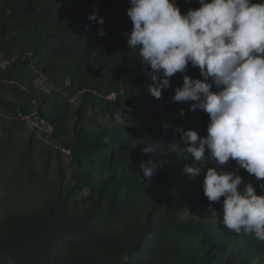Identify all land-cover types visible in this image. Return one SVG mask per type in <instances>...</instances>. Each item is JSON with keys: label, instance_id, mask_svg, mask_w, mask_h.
Masks as SVG:
<instances>
[{"label": "trees", "instance_id": "trees-1", "mask_svg": "<svg viewBox=\"0 0 264 264\" xmlns=\"http://www.w3.org/2000/svg\"><path fill=\"white\" fill-rule=\"evenodd\" d=\"M176 4L182 14L201 6ZM94 6L103 25L88 19ZM128 7L129 0H0V158L10 162L0 264H264V241L229 230L223 197L204 195L205 170L188 174L186 152H163L182 143L184 130L207 134L206 112L171 100L183 75L203 77L189 63L154 98L148 87L159 78L126 46ZM237 174L264 194V181L242 168Z\"/></svg>", "mask_w": 264, "mask_h": 264}, {"label": "clouds", "instance_id": "clouds-1", "mask_svg": "<svg viewBox=\"0 0 264 264\" xmlns=\"http://www.w3.org/2000/svg\"><path fill=\"white\" fill-rule=\"evenodd\" d=\"M129 2L127 15L133 27L126 46L138 49V59L150 66L152 79L159 78L149 85V93L159 99L162 89L171 86L170 78L185 73L189 63L203 77L183 75L171 100L194 101L190 110L206 112L207 134L184 130L182 143H171L169 151L191 157L186 173L199 175L205 170L204 195L211 202L223 197L224 226L264 241V194L258 195L253 184L243 183L237 174L242 168L264 181V0H199L201 6L186 14L176 0ZM88 19L99 25L105 22L95 6ZM98 34L105 35L102 27ZM230 160L235 167L225 170L222 166ZM210 161L221 167L207 166ZM141 169L145 176L152 175L149 164L142 162ZM259 188L264 193V183Z\"/></svg>", "mask_w": 264, "mask_h": 264}, {"label": "rangeland", "instance_id": "rangeland-1", "mask_svg": "<svg viewBox=\"0 0 264 264\" xmlns=\"http://www.w3.org/2000/svg\"><path fill=\"white\" fill-rule=\"evenodd\" d=\"M54 81L55 82L50 83V87H52V89L56 91L53 85H55V83H61L63 82V80L57 78ZM56 97H60V95L56 93ZM28 121L32 126H36L41 130H45V126L43 125L44 123L41 122L38 117H28ZM163 147V152L168 153L169 147L166 144H164ZM9 166L10 162L8 160H4L1 162L0 158V197L5 196L7 193V189L5 188V182L8 181Z\"/></svg>", "mask_w": 264, "mask_h": 264}]
</instances>
